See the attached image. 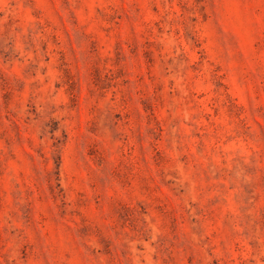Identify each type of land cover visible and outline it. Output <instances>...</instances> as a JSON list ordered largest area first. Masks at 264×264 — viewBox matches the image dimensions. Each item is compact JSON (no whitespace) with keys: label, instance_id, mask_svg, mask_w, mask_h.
<instances>
[{"label":"rangeland","instance_id":"obj_1","mask_svg":"<svg viewBox=\"0 0 264 264\" xmlns=\"http://www.w3.org/2000/svg\"><path fill=\"white\" fill-rule=\"evenodd\" d=\"M0 264H264V0H0Z\"/></svg>","mask_w":264,"mask_h":264}]
</instances>
